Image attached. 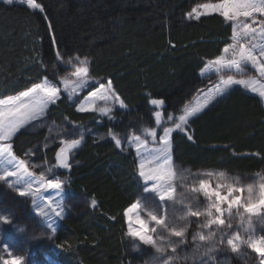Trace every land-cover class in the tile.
I'll return each instance as SVG.
<instances>
[{"label": "trees", "instance_id": "trees-1", "mask_svg": "<svg viewBox=\"0 0 264 264\" xmlns=\"http://www.w3.org/2000/svg\"><path fill=\"white\" fill-rule=\"evenodd\" d=\"M205 1L215 0H38L44 4L47 21L25 5L0 1V98L17 94L44 77L58 82L66 71L55 57L60 50L65 58L87 57L91 61L89 76L103 82L110 78L127 105L126 110L114 109L112 120L78 112L64 95L49 107L50 121L106 136L95 139L86 133L71 169L58 171L66 180L68 195L82 203L79 209H69L55 237H40L36 243L58 263L140 261V254L130 247L124 215L141 191L136 158L125 145L118 149L107 134L111 131L123 139L131 131L141 133L142 127L154 126L149 93L151 98L165 101L166 118L179 114L202 86L201 69L222 53L232 34L219 14L200 20L187 18L195 5ZM190 132L193 141L182 133L173 134V156L178 162L228 175L264 177V99L257 94L237 86L194 118ZM56 135L45 131L36 135L24 129L14 138L13 151L20 156L36 144L47 143L42 146L46 148L44 159L55 163L60 144ZM3 194L0 184V196ZM93 198L97 201L94 208ZM254 226L264 234V225ZM42 254L35 258L45 264ZM221 257L227 264H258L250 249L242 256L221 251L211 263Z\"/></svg>", "mask_w": 264, "mask_h": 264}, {"label": "snow or ice", "instance_id": "snow-or-ice-1", "mask_svg": "<svg viewBox=\"0 0 264 264\" xmlns=\"http://www.w3.org/2000/svg\"><path fill=\"white\" fill-rule=\"evenodd\" d=\"M2 2L13 5L17 0ZM18 2L48 20L42 2ZM212 13L223 17L232 32L231 42L225 44L222 53L208 60L201 69L202 78L211 80V76H216V82L211 83L207 90H199L193 100L183 106L180 115L174 117L169 114L166 119L165 101L151 98L149 93L148 103L153 106L154 126L142 127L141 135H126L123 138V144L135 151L137 173L143 193L151 194L155 198L143 203L137 199L124 212L128 221L127 235L139 242L134 246L135 249L139 250L141 245L154 249V256L145 264H176V261L189 259L199 260L200 264H209V261H215L216 254L221 251L242 256L247 249L256 254L258 264H264V234L258 233L253 224V218L256 217L264 225V177L258 182L241 183L221 172L215 175L213 184L210 179L213 173L206 172L202 174L205 178H199L191 185L184 184L185 192L179 196L176 194V182L187 181L192 174L190 170L186 172L174 167L173 133H182L188 141H193L190 125L194 118L213 102H218L230 94L237 86L264 99V0H220L218 3L198 4L187 13V18L200 20L202 16ZM47 27L51 32L50 21ZM50 39L55 45V36L51 35ZM55 57L58 62L72 69L70 77H64L59 82L44 77L16 95L0 98V182L17 196L31 198L36 215L44 218L46 226L53 234L57 228L48 218L50 215L64 218L66 181L58 176L47 179L43 173L37 179L30 171L29 163L15 155L14 138L29 126H43V118L46 117L49 107L60 100L62 92L68 99H73L79 92L90 86L94 87L86 97L77 101L76 110L81 113H100L112 120L114 109H127L110 78L100 82L89 76L91 61L87 57L80 59L79 56H74L64 60V54L60 50L55 51ZM249 66L258 72L259 78H244ZM100 101L103 103L99 104ZM109 135L116 147L123 150L122 138L111 131ZM76 136L77 138L61 140L62 146L55 153L58 167L71 169L70 161L82 145L84 131L79 129ZM48 171L51 172L52 169L49 168ZM51 192L59 197L55 208ZM38 199L40 203H37ZM96 204L97 201L93 198L91 206L94 208ZM177 204L183 206L182 210H177ZM141 211L147 212L148 219L142 217ZM191 218H197V230L191 234L194 242L193 253L190 257L180 256L177 249L189 242L188 230L193 223ZM237 218L239 222L234 228L233 222ZM0 221L8 225L13 223L10 215L4 214H0ZM32 239L17 240L15 244L27 247ZM9 243L7 240L3 243L7 256H0V264H24L25 257L14 255ZM205 257L208 259L205 260Z\"/></svg>", "mask_w": 264, "mask_h": 264}, {"label": "rangeland", "instance_id": "rangeland-1", "mask_svg": "<svg viewBox=\"0 0 264 264\" xmlns=\"http://www.w3.org/2000/svg\"><path fill=\"white\" fill-rule=\"evenodd\" d=\"M2 1V0H0ZM220 2V0H215V1H205V2H201L199 4H203V3H218ZM16 3H19L18 0ZM198 5V4H197ZM197 5H195L194 7H196ZM193 7V8H194ZM213 14V13H212ZM218 14V13H216ZM193 20V19H191ZM231 42V41H230ZM71 58V57H69ZM69 58H65L64 60H67ZM80 59H84L81 58ZM62 63V62H61ZM63 64V63H62ZM64 65V64H63ZM65 66V72L62 73V75H59L58 78V82L64 78V77H70L71 76V71L72 69L67 66ZM53 73H56V70L53 69L52 70ZM201 73V71H200ZM228 74H232V73H228ZM201 75V74H200ZM91 77V76H90ZM248 77H256L259 78V74L258 72L253 69L251 66L248 67L247 69V76H245L244 78H248ZM92 78V77H91ZM202 78V76H201ZM239 78V77H238ZM203 79V84L202 86H200L198 89H196L193 92V95L191 97V99L187 102L189 103L190 101L193 100V98L197 95L198 91L201 89L207 90V88L210 86L211 83L216 82L217 77L216 76H211V80H209L208 78H202ZM98 80V79H95ZM100 82H103L101 80H99ZM92 81L90 80V85H91ZM98 86V85H97ZM26 90V89H25ZM94 90V87H88L85 90L81 91L78 93L77 97H73V99H68L65 93H61V95H64L67 100L71 103L77 106V101L78 100H82L84 97H86L88 95V92ZM18 94V93H17ZM16 95V94H14ZM4 98V97H3ZM99 104H102L103 102L100 101L98 102ZM183 108V107H182ZM181 108V109H182ZM101 115L100 113H96ZM181 113L177 114V115H173L178 116ZM167 118V117H166ZM164 118V119H166ZM43 126L41 127H36V128H31L29 126L28 130L30 132L35 133L36 135H40V133L44 132L48 133V135L50 134H57L55 136V138L57 139V142L60 143L59 147L62 146L61 145V140L62 139H67V138H71V134L68 132H61L63 129L67 128L64 127L63 125L65 124H59L58 122H56L55 120L52 119V121L49 120V116L48 113L46 115V117L43 118ZM39 123V122H37ZM169 126H171L169 124ZM24 130V129H22ZM21 130V131H22ZM79 129H73V133H75L72 138H77L76 133L78 132ZM84 131V135L90 134L91 136H93L95 139H100L101 138H105V135H101L100 133H98L97 131H92L90 132V130H88L87 128L82 129ZM158 134H159V129H157ZM141 135V133L139 132H135V131H131L129 133V136L131 135ZM174 134V133H173ZM107 137L111 138V136L109 134H107ZM47 143H44L42 146L46 147ZM122 145L123 144V139H122ZM42 146L36 144L34 146V148L28 149L26 150L22 155H17L15 153V155L17 157H19L20 159H24L29 163L30 166V171L32 173H34L35 177L38 179L40 177V174L43 173L45 178L50 179L53 177L58 176L62 181H66L65 179L61 178L59 176V169H62L60 167H58L56 159H55V163H47L45 161V155H46V148H43ZM152 146V145H150ZM59 147L57 148V151L59 150ZM133 153L135 155V151L134 149ZM56 151V152H57ZM136 158V157H135ZM73 165V162H75V160L73 159L72 161H70ZM173 163H174V167L177 170H181V171H186L190 170L192 175L188 176L187 181H177V188H176V194L177 196H179L181 193L185 192V188H184V184H188L191 185L193 183V181L198 180L199 178H205L202 174L206 173V172H212L213 176L210 178L211 182L214 184L215 183V175L218 173H221L219 170L216 169H201V168H192L190 166H186L180 162H178L175 157L173 156ZM136 165H137V160H136ZM51 168L52 171L49 172L48 169ZM223 173V172H222ZM226 176L233 178V179H238L241 183H253V182H258L260 180V178L262 176L258 175V174H253V175H247V176H241V175H236V174H226L224 173ZM138 176V173H137ZM139 180V178H138ZM139 182L141 183V181L139 180ZM0 184L4 187V194L2 196H0V214H4V215H10V219L12 220V224L8 225V224H3L2 221H0V229H2V231H0V256H7V253L4 251L3 248V243L5 240L9 241V247L13 250V254H19V255H23L25 257L24 259V264H41L40 262L37 261V259L35 258V254L43 252V258L45 259V264H60L57 261H55L52 257L48 256L46 254V250L43 247L37 248L36 247V243L38 242L40 237H55L56 232L53 234L51 232V230L46 226V221L44 220V218L42 217H38L35 213V210L33 208V205L31 203V198H23V197H19L16 195V193L14 191H12L11 189L7 188L6 185H4L2 182H0ZM65 191H64V200H63V205H64V218L65 219L69 213V209L70 210H76L77 208L79 209V205L82 204L81 201L79 200H74L73 198H71L70 195H68V190L66 187V183L64 185ZM42 195H48V193H42ZM51 195L53 197V201H54V208H55V204L56 202L59 201V197H57L55 192H51ZM139 200H141V202L143 203L146 200H154L155 198L151 196V194H145L142 191V185H141V191L138 197ZM201 203H203V198L201 197ZM37 203H40V200H37ZM158 203V201H157ZM133 204V203H132ZM130 206V205H129ZM128 206V207H129ZM176 208L178 211L182 210L183 206L180 204L176 205ZM26 209H28V212L25 211ZM58 210V209H57ZM29 213V214H28ZM141 215L143 218L148 219L147 217V212L146 211H141ZM126 217V216H125ZM60 218L55 217L54 215H50L48 220L51 221L56 228H58L59 223L63 220ZM193 220V223L191 225V227L188 230L189 233V242L187 244V246L181 245L178 249H177V253L180 256H191L193 253V249H194V242L191 240V234L193 233V230H197V224H196V220L197 218H191ZM199 219H203V218H199ZM238 218L236 219V221L234 222V225H238ZM126 223L128 225V221H127V217H126ZM41 224V226H39ZM253 224L254 225H261L259 223V218L254 217L253 218ZM23 229V232H20L19 230ZM159 231V229H158ZM165 235H167L165 233ZM25 238H33L32 242L29 246L27 247H22L20 245L15 244V241L17 240H23ZM131 238V237H130ZM139 242L136 241L134 238H131V249L134 252H138L141 256L140 261L137 264H145L146 261H149L152 259V257L154 256L155 252L154 249H152L150 246H143L141 245L139 250L135 249V245L138 244ZM205 259V258H204ZM207 260V258L205 259ZM227 264V259L221 257V259L217 262L216 264ZM176 264H200L199 260H184V261H176ZM209 264H214L211 263V261H209Z\"/></svg>", "mask_w": 264, "mask_h": 264}]
</instances>
